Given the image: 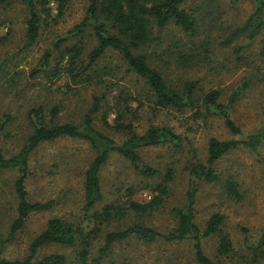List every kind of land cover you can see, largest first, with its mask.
<instances>
[{
    "label": "trees",
    "instance_id": "16d2710c",
    "mask_svg": "<svg viewBox=\"0 0 264 264\" xmlns=\"http://www.w3.org/2000/svg\"><path fill=\"white\" fill-rule=\"evenodd\" d=\"M187 1L87 0L84 17L68 31L66 38L54 42L42 61L43 66H49L53 52L59 49L54 74H64L74 85L95 87L84 118L79 122L59 119L61 108L57 103L50 108L45 104L31 106L27 112L29 131L24 136V142L17 152L7 154L2 139L8 126L14 121V115L10 112L0 115V172H16L13 188L17 199L16 214L10 226L6 232L0 229V264H104L117 243L131 238H138L145 243L191 241L197 264H225L224 260L231 261L239 255L232 236L223 228L225 215L213 212L202 229L197 221L196 208L203 181L223 183L230 196L241 198L239 182L232 177L225 178L218 168L219 161L231 151L245 148L256 154L264 163L261 154L264 125L246 132L231 113L234 103L250 87L249 82L253 77L245 76L244 83L232 88L226 101L222 102L223 89H207L199 79L185 81L183 86L170 83L165 74L156 65L151 64L146 53L161 40L158 32L170 25L176 26L190 37L199 34L206 18H198L194 9L186 8ZM254 1V11L243 24L232 30L224 41L229 44L237 37L245 36L246 40L234 50L239 60L244 59L247 46L264 34V0ZM72 2L73 0H0V9L12 4L21 5L25 9V40L19 52L32 47L39 40L45 23L50 25L63 20ZM208 14H212V10H209ZM69 34L76 38V41L66 43L65 47L60 49ZM210 38L208 36L200 42L192 41L191 50L198 49L197 51L202 52L203 49L210 52ZM19 52L7 54L0 59V74ZM109 52L115 53L121 63L98 68L100 61ZM200 52L198 53L201 54ZM240 53L244 54L241 58ZM179 55L185 64L192 63L199 56L193 53ZM259 56L264 62V41ZM259 70L252 73H259ZM120 73L124 75L120 77ZM130 73L135 75L138 85L134 92L120 83V79ZM114 89L117 93L113 95ZM135 102L136 107L133 105ZM145 107H150L154 112L165 109H196V118L203 114L204 107L207 112L219 117L232 135L238 136L230 139L211 137L205 161L196 158V161L190 163L185 202L169 212L174 225L167 229L152 226L150 219L161 212L171 196V184L174 179L172 168L166 170L158 183L144 185L152 193L149 201L136 200L134 197L140 187L131 185L124 189L126 200L118 197L101 209H96L104 199L101 170L111 155L118 154L125 158L139 176L153 178L160 176V170L147 163L140 150L160 145L181 147L183 136L171 126L152 123L145 130H140L141 126L135 120L141 118V109ZM101 111L104 114V124L119 134L120 139L96 127L95 121ZM111 114L114 115L112 121L109 120ZM63 137L83 139L95 151V157L85 171L83 199V210L86 213L94 210L89 219L92 225H84L64 217H52L32 240L26 256L9 258L6 256L9 245L13 244L19 233L24 230L31 215L50 210L56 204L55 200H30L27 181L31 175L32 154L41 145ZM129 216H132L134 221L127 227L107 230V226L121 222ZM212 236L218 237L217 258L221 259L219 262L212 259L204 247V239ZM98 241H102V245L97 250L98 256L94 257L93 250ZM50 244L74 248V258L69 260L67 255L60 252L41 255V249ZM245 244L246 249L253 253L254 262L264 259V231L257 241L247 237Z\"/></svg>",
    "mask_w": 264,
    "mask_h": 264
},
{
    "label": "rangeland",
    "instance_id": "374dc122",
    "mask_svg": "<svg viewBox=\"0 0 264 264\" xmlns=\"http://www.w3.org/2000/svg\"><path fill=\"white\" fill-rule=\"evenodd\" d=\"M87 0H73L69 10L59 23L43 26L39 40L30 48L20 51L25 40V9L21 5L0 9V59L7 54H19L5 67L0 74V115L10 112L14 121L5 132L2 145L7 154L17 152L28 133L27 112L31 106L58 104L61 108L59 119L63 121H81L88 111L94 86L74 85L62 73L54 74L59 49L53 52L49 66L42 65L46 51L58 39L66 38L68 31L85 15ZM186 8L195 10L198 18H206L205 25L196 37H190L179 28L170 25L160 30L161 35L156 47H150L147 55L153 66H157L167 80L183 86L190 79L200 80L207 89H223L221 101L227 99L231 89L244 83V77L253 79L250 87L234 103L231 113L233 118L246 132L254 131L264 125V62L259 53L261 51L264 34L260 35L247 46L244 59L238 58L234 51L240 46L244 35L224 43L239 25L255 9L254 0H188ZM212 10V14H208ZM51 22V21H49ZM204 23V22H203ZM210 36L212 47L210 52L197 51L192 48V41L200 42ZM76 38L69 34L65 44H71ZM200 52L201 54H199ZM180 53L197 54L198 58L190 64L180 59ZM247 56V57H246ZM121 59L113 52H109L99 64L98 68L108 64H116ZM97 68V69H98ZM260 68V70L258 69ZM259 70V73L252 71ZM39 71V72H38ZM120 77L124 74H119ZM120 83L131 92L136 84L135 75L126 74ZM117 90H113V95ZM134 107L137 102L133 103ZM196 109L184 110L165 109L154 112L150 107L141 109L139 122L143 131L150 124L171 126L183 136L180 148L169 145L147 147L140 150L144 160L160 170V176L143 178L139 176L129 161L118 154H113L101 170L104 199L97 205L101 209L112 200L124 196L125 188L136 185L138 192L135 199L149 201L152 198L150 189L144 185L158 183L168 168L174 170L172 193L161 212L150 219L152 226L167 229L174 225L169 212L185 202L188 188L190 163L204 160L207 157L208 142L211 137L220 139L237 138L225 127L223 121L214 114L202 108V115L195 117ZM101 111L96 118L95 125L105 133L120 139L108 125L104 124ZM114 115L109 116L112 121ZM264 161V145L261 148ZM95 157V151L90 144L78 138L63 137L41 145L31 157V175L27 187L32 201L55 200V206L50 210L35 212L31 215L26 227L19 233L15 242L9 245L6 256L22 258L28 253L32 240L46 227L52 217L82 222L92 225L89 221L94 210H83L85 171ZM264 163L253 152L239 148L225 155L218 163L219 170L225 178H235L240 185L241 198L230 196L223 187V183L201 182L197 202V221L202 229L213 212L225 215L223 228L234 241L239 253L225 264H264V259L254 262L253 253L246 249L245 239L252 237L257 241L264 231ZM15 171L0 172V229L6 232L16 214L17 199L13 188ZM121 189V191H120ZM134 221L129 216L121 222L107 226V230L125 228ZM218 237L204 239L207 254L217 262L221 260L217 254ZM102 241L95 244L93 255L98 256V249ZM60 252L68 259L74 258V248L58 244L46 245L40 254ZM218 259V260H217ZM223 261V260H222ZM104 264H197L191 241L180 243L154 242L145 243L138 238H131L113 247V252ZM221 264H224L221 263Z\"/></svg>",
    "mask_w": 264,
    "mask_h": 264
}]
</instances>
